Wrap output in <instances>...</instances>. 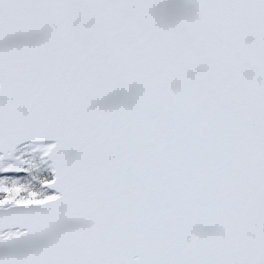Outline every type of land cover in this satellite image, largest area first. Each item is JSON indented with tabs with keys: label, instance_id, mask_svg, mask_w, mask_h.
Segmentation results:
<instances>
[{
	"label": "snow or ice",
	"instance_id": "6c2138e0",
	"mask_svg": "<svg viewBox=\"0 0 264 264\" xmlns=\"http://www.w3.org/2000/svg\"><path fill=\"white\" fill-rule=\"evenodd\" d=\"M0 264H264V0H0Z\"/></svg>",
	"mask_w": 264,
	"mask_h": 264
}]
</instances>
